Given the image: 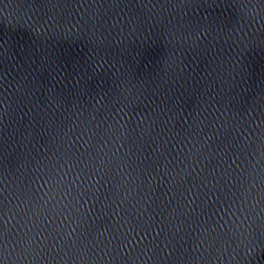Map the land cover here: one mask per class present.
Instances as JSON below:
<instances>
[{
  "label": "water",
  "instance_id": "obj_1",
  "mask_svg": "<svg viewBox=\"0 0 264 264\" xmlns=\"http://www.w3.org/2000/svg\"><path fill=\"white\" fill-rule=\"evenodd\" d=\"M0 231L3 264H264V0H0Z\"/></svg>",
  "mask_w": 264,
  "mask_h": 264
},
{
  "label": "snow or ice",
  "instance_id": "obj_2",
  "mask_svg": "<svg viewBox=\"0 0 264 264\" xmlns=\"http://www.w3.org/2000/svg\"><path fill=\"white\" fill-rule=\"evenodd\" d=\"M70 194L71 193L69 191L66 195H70ZM68 210L72 211L71 208H69ZM4 240H5L4 233L2 231H0V254H2V252H3ZM17 244L20 246L22 253L28 252V249L33 247V241L31 239L25 240V238H23V237L17 241ZM0 264H3L2 260H0Z\"/></svg>",
  "mask_w": 264,
  "mask_h": 264
}]
</instances>
